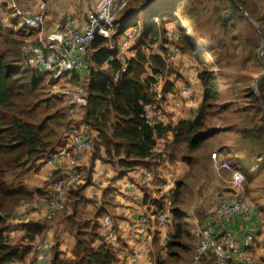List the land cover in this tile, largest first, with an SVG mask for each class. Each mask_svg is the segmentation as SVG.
<instances>
[{
    "label": "trees",
    "instance_id": "trees-1",
    "mask_svg": "<svg viewBox=\"0 0 264 264\" xmlns=\"http://www.w3.org/2000/svg\"><path fill=\"white\" fill-rule=\"evenodd\" d=\"M180 1L182 0H173L176 6ZM190 1L189 8L179 11L182 18L192 24L196 36L187 32L185 27H181L178 20L175 24L183 32V35L179 34L180 38L185 40L181 46L182 52L189 53L204 66L200 80L202 79L205 91L202 96L196 91L202 99V105L196 107L198 111L193 118H182L176 125L164 126L153 125L143 116L146 105L156 101L150 89L152 75L148 70L151 69L152 73H155L160 69H166L169 62L176 69L169 60L166 50L162 53L152 51L159 42L170 41L165 18L171 15V9L156 10L153 19L138 40L134 56L130 58L126 69L118 78H115L113 70L121 68L123 63L118 58V50L112 47L113 42L114 45L118 43V36L116 34L112 38L97 36L89 48L88 103L84 108L83 119L98 131L93 159L100 158L104 162H109L123 174L138 167H153L175 163L177 160L191 163L192 155L208 138L202 126L205 127L206 118L212 107L209 100L219 97L220 91L215 73L209 70L201 54L194 52L193 40L206 41L200 31V23L203 22L205 27L211 30L209 32L212 36L211 41L215 39L220 44L219 49L226 50L231 47L233 41L241 39L240 34L233 38L228 36L230 30L239 29V22L244 23V32L251 38H258L259 30L232 0H223V5L212 10L202 0ZM236 1L256 18L264 29V0ZM163 10L165 12L160 13ZM208 12L214 14L215 19L207 15ZM221 12L225 15L220 16ZM216 21L221 24L219 28L221 34L215 33L216 29L213 26ZM132 24L137 25L138 21L134 19ZM25 39L26 34H21L19 30L10 28L0 20V209L4 211H8L21 200L51 194L50 189L44 193L40 189L32 190L23 179L21 180L22 176L17 174V171L27 167L33 159L46 158L63 139V135L58 142L47 138L48 134L44 132L42 124L27 119L29 117L25 111L34 104L39 76L44 71L26 61L23 51ZM207 48L209 53L213 52V59L220 58L221 54H217L216 50ZM258 88L264 100V75L258 80ZM249 89L252 102L257 105V115L253 117L251 127L244 130L243 137L247 141H243L242 147L252 152V156L246 157V160L256 157L264 159V108L253 88ZM171 132L174 134V140H170ZM162 137L166 139L162 151L153 153L151 151L153 145ZM181 181L180 179L174 200L176 206L182 193ZM47 183L51 184L52 180L49 179ZM92 183L90 170L85 172L83 182L71 188L69 200L73 199L72 208H65L61 213L68 232L74 238L72 257H63L64 251L60 243H57L52 247L53 264H130L128 256L126 258L121 256L120 245L127 248L129 244L120 232L119 215L111 206L113 202L105 198L112 192V188L105 191L100 203L97 198L88 197L86 189ZM82 203H95L97 208L89 212L87 208H82ZM176 206L175 217L170 228L166 230L165 237L161 230H157L155 235L153 255L156 264H191L183 254L189 247L185 238L191 236V232L184 215ZM105 213L111 214L115 220V228L120 234L119 246L110 243L103 231L101 217ZM14 221L15 219L10 216L0 213V264L25 263L30 254L33 252L35 254L38 238L49 229L46 221H39L35 217L16 224ZM15 226L20 227L23 233L13 240L8 239Z\"/></svg>",
    "mask_w": 264,
    "mask_h": 264
},
{
    "label": "built area",
    "instance_id": "built-area-1",
    "mask_svg": "<svg viewBox=\"0 0 264 264\" xmlns=\"http://www.w3.org/2000/svg\"><path fill=\"white\" fill-rule=\"evenodd\" d=\"M129 5V0H96L95 5L88 11L87 21L81 26L77 19L67 16L64 28L65 34L60 40H54L37 31L35 36L27 35L23 46L26 61L39 67L50 74L55 82L54 94L61 100L66 112V121L63 132V144L57 146L45 161L51 166L48 179L52 180L50 185L51 194L31 201H23L16 204L10 215L18 220L29 217L31 204L45 206L44 213L48 219H53L58 211H62L69 205V193L76 184L83 182V162L86 152L94 148L95 138L98 131L90 123L83 119V112L88 103V51L97 36L112 37L116 31V21L122 11ZM16 15L29 27L42 30L47 20V5L41 1L39 7L34 11H26L16 6ZM135 25L131 24L126 30L125 36L118 41V58L122 61V67L113 70L115 78H118L128 65L132 54ZM145 29L140 28V35ZM173 32L168 31L172 37ZM176 49V46L173 45ZM127 52V55H125ZM188 71L192 74V81L181 84L178 96H173V107L202 105V99L197 94L195 84L200 83V71L193 63H187ZM66 82L60 83L61 80ZM167 78L163 69L153 73L150 89L156 101L147 104L143 116L153 125H171V101L166 91ZM165 137L158 138L151 151L158 153L162 151ZM219 152L212 154L214 167L217 171L225 168L231 173V182L236 188H241L245 182V173L229 161H220ZM152 172L147 173V178ZM149 181V180H148ZM146 181V182H148ZM132 184L131 186H133ZM161 189L164 197L156 205L154 214L143 213L138 218L134 228L133 249L128 255L130 264H155L153 256L155 227L168 229L175 217L174 200L175 186L171 181H165ZM253 204L236 196L235 199H222L212 210L203 224H195L198 233V241L191 264H209L204 256L210 258V249L217 256L218 264H257L245 253V247H240L234 240V232L225 226L219 225L221 220L224 225L238 213L251 215ZM42 210V208H40ZM250 216L246 218L249 219ZM105 234L110 243L118 245L119 232L115 228L113 217L105 213L101 217ZM254 227H248L244 234L246 245L255 237ZM248 258V259H247ZM31 264H53L52 249L47 241L41 240L36 248V253Z\"/></svg>",
    "mask_w": 264,
    "mask_h": 264
},
{
    "label": "rangeland",
    "instance_id": "rangeland-1",
    "mask_svg": "<svg viewBox=\"0 0 264 264\" xmlns=\"http://www.w3.org/2000/svg\"><path fill=\"white\" fill-rule=\"evenodd\" d=\"M142 1L145 0H129V5L119 15V20L116 23V31L114 34L118 36L119 41L122 40V38L119 37V32L121 34V28H123V25L121 24L125 21L123 20L125 18L124 13L126 12V10H128V13H130L132 10L129 9L132 7L135 8L134 17L127 20L126 22L127 27H130L134 19L138 20L137 25L133 24L135 25L136 29H133L135 41L133 42L132 48L137 46L138 40L141 37L139 29H146L145 21H143V18H149V16L153 13L152 3H147L145 8H139L140 2ZM158 1L160 4L167 5L168 9H171V15H167V17L165 18L167 20L166 26L168 27L169 32H173L172 37H168L173 41V45L176 46V50L179 51V54L181 56H188V60H194L193 64L198 68L201 74V72L204 70L203 63H200L197 60L193 59L189 53L184 54L182 52L181 46L185 43V40L182 37L180 38L179 34L183 35V32H181L179 26H176L175 24V22L178 20L181 27H185L187 32H189L193 36H196L192 24L182 18L183 16L180 15L181 13L179 11V9L189 8L191 5V1L182 0L179 2L178 6L175 5V2H173V0ZM202 2L206 4L210 10H212L218 8V6L220 5H223L224 1L202 0ZM157 9L161 10V5L155 8V10ZM244 13L248 18L245 11ZM137 14L138 16H136ZM248 14L252 17V19L257 21L256 18H254L249 12ZM139 15L141 17L140 19ZM207 15H211V18L215 19L214 14H210V12H208ZM219 15L224 16L225 14L221 12V14ZM13 16L16 17L17 15L13 14ZM19 23L24 24L22 20H20ZM251 23L254 24L252 21ZM257 23L264 32V29L261 26L260 22L257 21ZM220 26L221 24L216 21L213 26L216 29V34L222 33V31L219 29ZM254 26L257 28L256 24H254ZM199 27L202 35L205 36L206 41L198 42L193 40V45L195 48L194 52L201 54L209 70L215 73L216 82L217 84H219L220 92L218 95L219 97L209 100V102L212 104V107L209 110L208 117L206 118L207 120L205 122V127L202 126L203 132L207 133L208 135L205 147L192 155V162L188 163L190 164L191 168L190 173L182 179L180 185L181 190L185 191L187 201H191V206H189V208L180 209L186 219L187 226L191 231V236H187L185 238V241L188 242L189 247L184 250L183 254L188 258V261L190 263L193 259L196 244L198 241V233L194 228V225L203 224L211 214L214 207L219 204L222 199L232 200L235 199L237 195H242L244 200L251 202L254 206L253 213L251 215H248L250 217L247 221L249 222L248 227H254L256 230V234L253 240L250 241L247 245L246 242H244V235L242 244L235 238V236L234 240L240 245V247L246 248V250L244 251L249 256L250 260L252 259L257 264H264V159L262 157H256L252 160H246V157L250 158L252 156V152L246 151V149L242 147L243 141H247L243 137L244 130L246 127H251V125L253 124L252 119L257 115V105L252 102V98L249 95L248 91L250 90V87L253 88L255 94L259 91V76L264 73V52L263 57L260 54L264 38L258 31V28V38H251L249 34L244 32V23L239 22V29L230 30L228 36L233 38L234 36H236V34H240L241 39L238 41H233L231 47L224 50L223 48H218L220 44L215 39L211 41L212 36L209 34L211 30H208L203 22L200 23ZM114 34L112 35V37L114 36ZM113 45L114 42L112 43V47ZM115 46H118V43ZM156 46L153 48V50H157ZM206 46L211 47L213 51L216 50L217 54H221L220 58L213 59V52L209 53ZM125 55H127V52H125ZM179 61L181 63V70L183 68L182 63L184 62V58L182 59L180 57ZM172 64L175 67L173 62ZM175 68L176 69L171 66L170 62L167 65V71L163 68L165 75L167 76V92V89L170 87V85L175 84L172 83V79L169 78L171 73H173L174 75L176 72L179 74L181 73L178 72L179 69H177V67ZM39 78L40 80L38 86L36 87L34 104H31L29 109L25 111L29 117L27 119L33 120L38 124H42L43 128L45 129L44 132L48 134L47 138L58 142L60 136L63 135L64 132L63 124L65 125V121L67 118L66 112L61 100L58 99L54 94V78L50 74L45 72L40 73ZM63 82H66V80L64 79L60 81V83ZM184 82L187 83L190 81L184 79ZM180 86L178 89V93L180 91ZM199 88L202 91L201 95H203L205 87L202 83V79L200 80ZM261 106L264 108L262 103ZM197 111L198 110L196 109V112ZM174 112L177 115V109H175ZM178 112H180V110H178ZM185 112L190 114L189 108H187ZM196 112L192 113L196 115ZM172 117H174V115ZM173 122H175V120H173ZM63 142L64 141L62 139L59 145H62ZM215 151L219 152L220 161L227 160L234 164L236 167L241 168L245 173V182L241 188H238L237 192L236 188L231 182V173L228 172V170H226L225 168L221 169L220 171H217L215 169L214 162L212 161V154ZM38 162H41V159H33L30 161L27 167H23L17 171V174L22 176L21 180L23 179L24 182H26L27 180L32 181L31 179L35 176V174L39 173ZM187 176L190 180L188 181V183L185 182ZM9 179L13 180L12 177H9ZM27 185H30V183L28 182ZM229 188H231V191H228ZM32 189L39 190L40 188L38 189V187H32ZM87 190H90L89 187ZM220 193H222V196L220 195ZM36 198L39 197L35 196L34 199ZM183 200L186 201L184 195ZM23 201L31 200L25 199L21 200L19 203ZM12 208H9L7 212L2 214L6 215L7 217L10 216ZM238 215L242 216V218L245 220L248 217L247 215H245V218L241 213H238ZM38 217L39 216H37L36 218L38 219ZM42 220L49 221L47 222L49 225H51L53 221L47 219H41L39 221ZM219 225L225 226L221 220H219ZM210 255V258L204 256L203 259H207L209 264H218L217 256L214 253L213 249H210ZM67 257L70 258L71 256L67 255Z\"/></svg>",
    "mask_w": 264,
    "mask_h": 264
},
{
    "label": "crops",
    "instance_id": "crops-1",
    "mask_svg": "<svg viewBox=\"0 0 264 264\" xmlns=\"http://www.w3.org/2000/svg\"><path fill=\"white\" fill-rule=\"evenodd\" d=\"M41 1L46 2L48 9L47 20L42 30L29 28L25 24H20L19 21L21 19L18 16H13V14H16L15 5L22 8L23 10L32 12L39 7V3ZM95 1L96 0H0V20H3L4 23L7 24L10 28L19 30L21 34H26V37L29 34L35 36L37 31H41L44 35L50 37L51 39L60 40L65 34L64 23L67 16H74L77 19L78 23L81 26H84L87 21L88 11L94 7ZM147 3L153 4V13L149 16V18H143V21H145V27H147L148 23L153 19L152 16L153 14H155V8L157 6L161 5V8H167V5L160 4L158 0L142 1L140 2L139 8H145ZM129 10L132 11L128 13V10H126V12L124 13L125 25L124 23L121 24L123 25V28H121V32L123 31V33L120 34L121 36L119 35V37L121 38H123V36L125 35L126 30L130 29L129 26L127 27V20L134 17L135 8L132 7ZM163 12H165V10L160 11V13ZM136 16H138V14ZM140 18L141 17L139 15V19ZM156 47L157 50H153V52L162 53L163 50L166 49L169 55V60H173L172 62L174 63L175 67L179 69L178 72H181L180 74L176 72L175 75L171 73L169 77L170 79H172V83H175L173 85H170L169 88H171V91H169L168 88V92L170 95L169 101H171L172 103L170 112L171 125H176L182 118H193L195 115L192 112H196L197 109L195 106L189 105L181 106L180 108L173 107L174 102L172 96H178L179 86L185 83L184 79L187 81H192V74L188 71L187 63L193 62L190 59H187L188 56H181L179 54V51L173 48L172 40H170L168 43H164L163 41H161ZM134 48H132V50H134ZM134 54L135 52L130 54V56L132 57L134 56ZM180 57L182 59L184 58V62L182 63L183 68L181 70V63L179 61ZM105 67L107 68L108 64H106ZM148 73L153 76L154 72L152 73L151 69H149ZM195 88L198 94L202 96V91L199 88V84H195ZM187 108H189L190 114L185 112ZM175 109H177V115L174 112ZM178 110H180V112H178ZM173 115L174 117H172ZM173 120H175V122H173ZM173 136L174 134L171 132L169 134L171 140H174ZM206 141L198 151L202 150L205 147ZM93 154L94 148H91L86 152V157L83 162L84 177L85 172L91 170L93 180V183L88 186L90 190L88 191L87 187L86 192L88 191V197L97 198L101 203L104 198L105 191L109 188H112V192L106 195L105 198L107 200H110V202H113L111 206L112 208H115L116 214L119 215L118 224L120 226V232L123 233L122 235L125 236V239L129 244L127 248L121 247L120 245L121 256L123 258H126L131 253V250L134 246V228L138 218L143 213L150 214L155 212L156 205L160 203L161 199L164 197V191L161 189V187L165 181H171L172 185L175 186V191H178L180 179L182 180L186 175H189L190 173V164H188V162L184 160H177L175 163H165L153 167H138L130 170L127 174H123L120 170L115 169L111 163L104 162L100 158L93 159ZM38 164L39 173L35 174V176L31 179L32 181L27 180L25 183L27 184L29 182L30 185H28V187H30L31 189L32 187H38V189L40 188V190H42L44 193L48 189H50L51 184H48L47 181L49 180L48 173L51 170V166L45 161V158L41 160V162H38ZM149 171L152 172V176L147 178V173ZM188 181L190 180L187 176L185 182L188 183ZM132 184L134 185L131 186ZM176 192L175 198L177 196ZM183 195L186 201L183 200ZM220 195L222 196V193H220ZM38 197L40 198L42 196ZM34 198L29 200H33ZM179 198L180 201L178 202L177 206L174 204L177 208L183 209L189 208V206H191V201H187L185 191H182V193L179 195ZM72 201L73 199L69 200V205L67 208H72ZM81 206L82 208H87V211L89 212L90 210L97 208V205L95 203H82ZM43 207L45 208V206ZM43 207H41L40 205L31 204L30 208H33L30 212L31 217L36 218L37 216H39L38 220L46 219ZM36 208H42L43 214L41 210H36ZM62 216L63 214L61 213V211L56 214L52 221L53 225H49L48 231L38 238L36 244H38L41 240H44L47 241L49 246L52 248L53 245L60 243L61 248L64 251L62 256L67 257V255H69L72 257L74 238L68 232L65 220H63ZM20 222L22 221L15 220L14 224ZM248 223L249 222L247 220L243 219L242 216L237 214L229 222H227L225 226H227L234 232L235 238L242 244L243 235L248 228ZM156 230H159L158 226H156ZM103 231L105 233L104 227ZM22 233V229L18 226H15L12 233L10 234V239L13 240L14 238L19 237ZM162 233L165 237L166 231L164 230ZM117 246H119V242ZM33 257L34 252L29 255L25 263L16 262L13 264H30Z\"/></svg>",
    "mask_w": 264,
    "mask_h": 264
},
{
    "label": "water",
    "instance_id": "water-1",
    "mask_svg": "<svg viewBox=\"0 0 264 264\" xmlns=\"http://www.w3.org/2000/svg\"><path fill=\"white\" fill-rule=\"evenodd\" d=\"M232 2L238 7V8H240V9H242L243 11H245L246 12V15L248 16V18L254 23V24H256L257 25V28L259 29V32L261 33V35L263 36V38H264V32L262 31V29L260 28V26H259V24L257 23V21H255L254 19H252V17L248 14V12L236 1V0H232ZM263 52H264V42H263V46H262V48H261V50H260V54H261V56L263 57ZM264 75V73L263 74H261L259 77H262ZM257 91H258V89H257ZM257 94V96H258V98L260 99V101H261V103H262V105L264 106V100H263V98H262V96L260 95V91H258V93H256ZM228 191H231V188H229L228 189Z\"/></svg>",
    "mask_w": 264,
    "mask_h": 264
},
{
    "label": "clouds",
    "instance_id": "clouds-1",
    "mask_svg": "<svg viewBox=\"0 0 264 264\" xmlns=\"http://www.w3.org/2000/svg\"><path fill=\"white\" fill-rule=\"evenodd\" d=\"M173 209H174V208H173ZM36 210H41V209H40V208H36ZM41 211H42V210H41ZM155 211H156V210H155ZM179 211L181 212L180 208H179ZM5 212H7V211H4V210H1V209H0V213H5ZM30 212H31V211H30ZM58 212H60V211H58ZM58 212H57V213H58ZM57 213H56V214H57ZM154 213H155V212H154ZM154 213H151V214H154ZM174 213H175V210H174ZM181 213H182V212H181ZM42 214H43V211H42ZM182 214H183V213H182ZM110 215H111V214H110ZM10 216H11V215H10ZM55 216H56V215H55ZM111 216H112V215H111ZM112 217H113V216H112ZM11 218H13V217L11 216ZM30 218H31V214L29 213V217H28L27 219H25V220H18V219H16V218H13V219L18 220V221H26V220H29ZM46 219H47V220H53L54 218H53V219H48V218L46 217ZM113 219H114V218H113ZM185 220H186V219H185ZM114 221H115V220H114ZM103 227H104V226H103ZM169 228H170V227H169ZM169 228H168V229H169ZM158 229H159V230H162L163 228L158 227ZM164 230L166 231L167 229H163L162 231H164ZM156 233H157V230H156V227H155V235H156ZM7 238L10 239V236H8ZM37 245H38V244H36V248H37ZM51 249H52V248H51ZM132 249H133V248H132ZM154 249H155V241H154ZM153 252H154V251H153ZM35 253H36V251H35ZM52 253H53V251H52ZM153 256H154V255H153ZM34 257H35V254H34ZM34 257H33V259H34ZM33 259H32V261H33ZM154 259H155V258H154ZM32 261H31V262H32ZM31 262H30V264H31ZM155 264H156V263H155Z\"/></svg>",
    "mask_w": 264,
    "mask_h": 264
},
{
    "label": "bare ground",
    "instance_id": "bare-ground-1",
    "mask_svg": "<svg viewBox=\"0 0 264 264\" xmlns=\"http://www.w3.org/2000/svg\"><path fill=\"white\" fill-rule=\"evenodd\" d=\"M183 23H184V21H183Z\"/></svg>",
    "mask_w": 264,
    "mask_h": 264
}]
</instances>
